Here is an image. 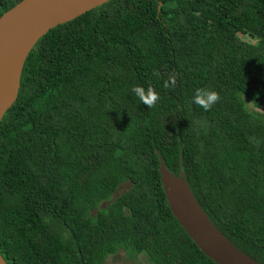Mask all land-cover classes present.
<instances>
[{
  "label": "trees",
  "instance_id": "1",
  "mask_svg": "<svg viewBox=\"0 0 264 264\" xmlns=\"http://www.w3.org/2000/svg\"><path fill=\"white\" fill-rule=\"evenodd\" d=\"M20 1L0 0V16ZM198 88L220 93L207 112ZM159 158L264 264V0H112L42 36L0 122L1 256L215 264L170 212Z\"/></svg>",
  "mask_w": 264,
  "mask_h": 264
},
{
  "label": "water",
  "instance_id": "2",
  "mask_svg": "<svg viewBox=\"0 0 264 264\" xmlns=\"http://www.w3.org/2000/svg\"><path fill=\"white\" fill-rule=\"evenodd\" d=\"M110 1L21 0L0 16V122L17 99L25 60L37 41L58 25ZM159 172L170 212L200 252L215 264H261L217 229L182 171L174 176L159 158ZM0 264H7L1 254Z\"/></svg>",
  "mask_w": 264,
  "mask_h": 264
},
{
  "label": "clouds",
  "instance_id": "3",
  "mask_svg": "<svg viewBox=\"0 0 264 264\" xmlns=\"http://www.w3.org/2000/svg\"><path fill=\"white\" fill-rule=\"evenodd\" d=\"M155 76L159 77L160 73L154 71ZM176 75L172 73L169 75L168 79L164 82V87H175ZM131 91L139 98V100L145 104L148 108H153L156 106L157 102L160 100V94L151 85L147 88L137 85L134 86ZM220 93L214 89L208 88H198L192 99V103L202 108L204 111H209L220 101Z\"/></svg>",
  "mask_w": 264,
  "mask_h": 264
},
{
  "label": "rangeland",
  "instance_id": "4",
  "mask_svg": "<svg viewBox=\"0 0 264 264\" xmlns=\"http://www.w3.org/2000/svg\"><path fill=\"white\" fill-rule=\"evenodd\" d=\"M128 188V184H123L121 186V191ZM116 195H114V198ZM104 264H150L144 255L140 256H129L123 250H120L116 255L109 256L105 259Z\"/></svg>",
  "mask_w": 264,
  "mask_h": 264
},
{
  "label": "flooded vegetation",
  "instance_id": "5",
  "mask_svg": "<svg viewBox=\"0 0 264 264\" xmlns=\"http://www.w3.org/2000/svg\"><path fill=\"white\" fill-rule=\"evenodd\" d=\"M118 253V252H117ZM117 253H115L114 255H116ZM114 255H111V256H114ZM105 262V261H104Z\"/></svg>",
  "mask_w": 264,
  "mask_h": 264
}]
</instances>
